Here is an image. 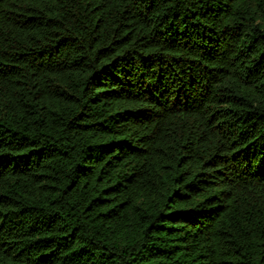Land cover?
Listing matches in <instances>:
<instances>
[{"label":"trees","instance_id":"1","mask_svg":"<svg viewBox=\"0 0 264 264\" xmlns=\"http://www.w3.org/2000/svg\"><path fill=\"white\" fill-rule=\"evenodd\" d=\"M0 264H264V0H0Z\"/></svg>","mask_w":264,"mask_h":264}]
</instances>
